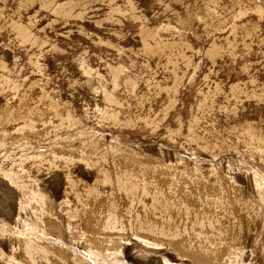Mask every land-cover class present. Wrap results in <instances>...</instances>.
<instances>
[{
	"label": "rangeland",
	"instance_id": "obj_1",
	"mask_svg": "<svg viewBox=\"0 0 264 264\" xmlns=\"http://www.w3.org/2000/svg\"><path fill=\"white\" fill-rule=\"evenodd\" d=\"M164 258L264 264V0H0V264Z\"/></svg>",
	"mask_w": 264,
	"mask_h": 264
},
{
	"label": "bare ground",
	"instance_id": "obj_2",
	"mask_svg": "<svg viewBox=\"0 0 264 264\" xmlns=\"http://www.w3.org/2000/svg\"><path fill=\"white\" fill-rule=\"evenodd\" d=\"M124 239L127 240V241L130 240L128 238H124ZM132 240L133 241L135 240V243H137L139 246H141L143 248L144 247L145 248H153L154 247V248L159 249L160 246L163 247L162 245H159V244L154 243V242H148V241H146L144 239H141L139 237H134V238H132ZM122 245H124L123 242H122ZM163 264H179V263L177 261H173V260H171L169 258H164L163 259Z\"/></svg>",
	"mask_w": 264,
	"mask_h": 264
}]
</instances>
